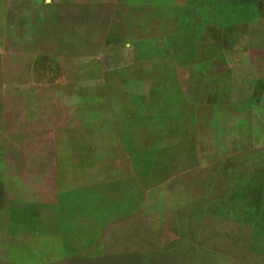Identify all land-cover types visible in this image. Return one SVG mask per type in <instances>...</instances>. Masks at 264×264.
Wrapping results in <instances>:
<instances>
[{
	"label": "rangeland",
	"instance_id": "obj_1",
	"mask_svg": "<svg viewBox=\"0 0 264 264\" xmlns=\"http://www.w3.org/2000/svg\"><path fill=\"white\" fill-rule=\"evenodd\" d=\"M254 127L264 0H0V167L20 170L39 221L70 190L101 203L81 204L85 251L54 239L52 264H256L264 136H239ZM174 174L194 204H155Z\"/></svg>",
	"mask_w": 264,
	"mask_h": 264
},
{
	"label": "crops",
	"instance_id": "obj_2",
	"mask_svg": "<svg viewBox=\"0 0 264 264\" xmlns=\"http://www.w3.org/2000/svg\"><path fill=\"white\" fill-rule=\"evenodd\" d=\"M211 12L212 9L209 10V13ZM215 22H217L215 18L209 19V28H214ZM224 43H226V40ZM254 109L255 114H258L260 111L259 108L254 107ZM238 124H240V121ZM239 136H243L242 138L245 141L247 136H264V127L260 129L255 127L249 130L243 129L239 133ZM259 141L264 143V138L259 139ZM166 167L171 168L168 165ZM18 171L20 170L15 168L0 167V190H2L0 192V264H52L54 260V239H60L66 242V249L71 256L83 253L85 251H82L83 246L79 247L80 245H75L73 240H75L74 238L76 236H80L79 230L87 231V229H81L84 226H82L83 223L80 219V211H82L84 204H86V194L78 190L68 191L67 197L69 204L66 207L62 205V207H55L53 212L54 217L51 219L47 218L43 222L39 221L36 202L33 209L30 204L29 208H23L20 200L21 173ZM29 175L31 180L32 173H29ZM177 176L180 177V173ZM172 179H176L175 174L153 185L154 191L159 195L154 197L156 199L155 204L162 200L163 202L166 201L169 206L181 208L183 198L185 197L180 196V192V195H178L177 192L170 189L169 184L172 182ZM16 186H19L17 195L14 190ZM12 188L13 194L10 193ZM144 197V193H141L140 198L143 200ZM102 200V197H100V201ZM197 200V196H191L184 201L185 203L189 202V204H194V201ZM109 201L111 202V209L116 208V205L120 204L116 200L113 202L111 200ZM131 201L130 204H134L133 200ZM95 203L98 206L93 207V209L91 203L86 204L90 211L96 212V209L101 206V203L100 205L97 202ZM246 203L243 205H247ZM125 205L128 206V203ZM147 217L151 221V225L153 223V228L155 226L157 230H165L167 229L166 226H170L176 221L175 212L170 210L164 212L157 211L151 215H147ZM93 237L97 239L96 234ZM155 238L157 239V236ZM254 249V253L260 257L256 264H264V233L259 234Z\"/></svg>",
	"mask_w": 264,
	"mask_h": 264
}]
</instances>
